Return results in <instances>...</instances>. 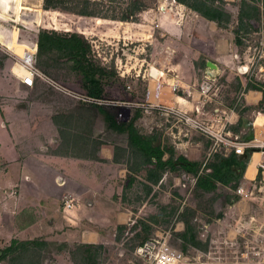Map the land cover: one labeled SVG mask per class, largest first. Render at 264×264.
I'll use <instances>...</instances> for the list:
<instances>
[{"label": "crops", "instance_id": "obj_1", "mask_svg": "<svg viewBox=\"0 0 264 264\" xmlns=\"http://www.w3.org/2000/svg\"><path fill=\"white\" fill-rule=\"evenodd\" d=\"M149 46L151 57L144 70L136 69L132 88L141 94L139 106L152 110H155L152 105L160 104L183 112H194L195 107L206 112L204 107L213 98L203 103L197 89L205 80L207 62L216 65V79L225 75L227 68L238 65L239 44L235 42L233 30L179 2L173 5L171 12L160 15L156 34ZM9 50L0 43L1 53L8 55ZM8 59L5 56L0 66V235L18 240L38 239L46 241L49 246L53 242L49 252L54 258L51 264H75L70 256L62 255L63 250L71 245H107L123 239L127 235L125 231L131 230V224L143 220L146 193L150 198L157 191H163L165 179L172 171L167 167L159 180L154 181L151 176L158 170L152 163L142 160L139 149L131 161L127 139L121 143L116 142L114 136L108 140L97 138L100 142L96 148L89 147V143L94 141L93 127L86 121L70 128L71 123L69 126L63 120L65 112L60 111L50 117L48 106L43 104L26 101L27 105H10L7 102L9 96L24 98L25 87L28 86L20 81V73L14 72L17 67ZM148 67L156 72L149 75ZM10 76L16 77L18 84L23 86L20 93L11 89ZM120 77L125 79L124 74ZM240 91L232 105L215 98L218 106L214 109L229 115L226 131L233 135L253 131L264 139V112L259 108L264 104V90L249 88L243 94ZM250 109H255L253 118L248 114ZM257 117H261L260 123H256ZM136 120L134 125L138 128ZM162 124L155 120L152 127L161 128ZM182 127L183 123L178 119H168L163 131L154 133L156 141L159 140L161 147L165 148L163 158L168 157L169 149H189L191 142L188 138L179 142L175 140L177 134L186 135ZM196 149L200 150L198 144ZM215 153H219L218 150ZM181 154L188 160H197L194 152ZM220 154L226 156L222 151ZM258 154L253 175L248 177L246 174L248 163L250 166L253 164L252 160H247L242 177L249 183L251 198L241 200L238 196L227 204L226 221L229 222L230 217L233 220L227 224L228 236L235 237L245 232L241 227L244 224L253 228L264 223V213L259 212V208L264 207V169L260 166L263 156ZM135 178L138 180L136 197L140 202L132 207L129 187ZM66 193L76 202L64 211L62 197ZM180 223L183 222L177 223V229L183 227V224L179 227ZM41 264L49 263L44 261Z\"/></svg>", "mask_w": 264, "mask_h": 264}, {"label": "rangeland", "instance_id": "obj_2", "mask_svg": "<svg viewBox=\"0 0 264 264\" xmlns=\"http://www.w3.org/2000/svg\"><path fill=\"white\" fill-rule=\"evenodd\" d=\"M246 1L252 5L251 0ZM159 2L160 0H101L97 7L102 8L103 13H107L110 18H100L77 16L62 11H43L42 0H12L11 4L8 5V10L0 8V43L19 51L22 45H26L21 42L27 43L37 40V34L41 27L55 29L64 34L78 33L90 46L88 59L92 63L103 67L106 71L104 74L97 76L102 86V94L100 99H93V101L99 103L101 107L116 113V116L121 113V117L117 116L119 121L126 123L131 118L137 119V131L140 130V132L145 133L139 132L142 135L153 136L154 133L156 135V131L157 133L163 131L164 123L168 119H178L175 113L167 112V109L152 110L147 106H139L141 94L139 91L134 92L132 88L135 85L136 69L142 68L144 70L147 65L146 62L151 57L149 42L156 34L157 23L160 15H162L157 9ZM16 5H18L17 8ZM240 5L241 0H225L224 10L229 14V20L224 21L221 25L233 30L234 38L236 35L240 36L241 45L238 49V65L227 68L225 75L217 77L215 82L220 85L218 94L213 97L210 104L208 102L205 105L204 109H206L207 114H201L199 117L208 118L214 112V107L218 106L214 102L215 98L222 100L225 104L232 105L242 89V83L247 81L251 66L254 71L251 81H248L246 85V89L252 88L250 85L252 83L258 89L264 90V61L261 63L263 66L259 64L253 66L244 59L246 55L243 52L248 45L253 46L257 43L258 33L264 21V13L260 1L255 0V5L261 8L259 15L254 13L249 18L244 17V24L240 26L238 33L235 35V29L239 25ZM129 12L131 14L130 19L121 20L122 14ZM113 16L117 19H111ZM12 33L18 35L19 40H11L9 34ZM20 55L12 50H9L8 55L0 52V66L5 56L14 65L19 62ZM35 65L42 76L36 77L34 86L25 87L27 91L24 98L20 95L9 96L7 102L10 105L23 106L27 105V102L29 104H43L48 106L47 114L50 117L57 112H65L63 113L65 115L63 120L69 126L71 123L70 128L78 126V123L84 124L86 121L87 125L91 124L93 127L94 141L89 143V147L96 148L97 142H100L97 138L108 140V137L114 136L116 142L121 143H125L126 139L128 140L127 132L110 129L103 120V114L97 108L89 106L93 103H89L91 101L87 100L85 81L79 71L74 68V62L67 55L53 52L40 58L36 57ZM15 70L16 68H14ZM153 71L156 72L154 69ZM121 74H124L125 79H121ZM225 77L227 78L225 79ZM9 85L14 92L17 91L18 93L21 92L23 87L18 84V80L14 76H10ZM128 85L130 86L129 89H127ZM120 89L123 90V93ZM239 107L241 108V106ZM259 108L261 112H264V104L259 105ZM154 111L158 114L153 113ZM249 111V116L253 118L255 109ZM159 113L164 115L160 114L162 115L160 116ZM155 120L163 123L162 129L152 127ZM183 126L182 129H184L186 135L183 137L177 134L175 140L179 142L182 138H188L191 144L187 151L182 148L173 151L174 155H182V152H194L196 153L194 155L196 161L201 166L205 161L212 160L215 153L211 150L213 140L202 134L198 129L184 124ZM197 144L200 146L199 151L196 149ZM128 145L131 161H133L139 150L135 146H131L129 142ZM115 150L118 151V148H115ZM220 151L222 149H218L219 153ZM189 157H193V155L190 156L189 154ZM141 158L146 163L147 159L143 155ZM180 174L181 170H173L165 179L163 191H157L150 198H148L149 193H146L143 198L145 203L142 214L143 220L131 224V230L128 228L125 231L127 235L123 239H117V241L107 245H71L62 251V255L70 256L75 264H128L132 258V250L138 244L153 235L156 230H165L171 227L172 230L168 237L169 244L179 249L188 259H205L206 256L221 254L229 260L227 264H252L250 262L251 252L247 253V256H241L240 254L241 251L246 249L248 251L258 249L264 252V248L261 250L260 247L264 242V223L254 225L253 228H251L252 225L244 224L241 226L245 229L244 236H240V233L235 237L228 236L227 224L233 220L230 217L228 218L229 222L226 221L227 204L238 198L234 189H228V187L221 184H218L215 190L207 192L195 190V188L192 190L183 189L179 179ZM135 180L129 187V191L132 192L129 196L132 207L137 206L140 202V198L136 197L138 195L136 192L138 180L137 178ZM243 180L242 178L240 182L243 183L244 187H248V181L244 182ZM183 210H185V213H182ZM259 212L263 214L264 207L261 206ZM183 218L189 219L193 227L194 236L190 241L179 235V232L184 229V223H180L179 227H182V224L183 227L177 229V223L183 222ZM144 219L150 221L151 224H147ZM247 227L250 228L247 229ZM12 240L25 241L10 239L9 235H4V237L0 235V249L9 246ZM52 245L53 242L49 246L46 241L43 245H30L24 249L21 258L14 261V263L27 264L34 259L41 263L46 261L51 264V260H54L49 254ZM63 246L66 247L67 245L64 244ZM88 256L90 257L88 258ZM12 258L13 254L9 252L0 259V264H12L13 261L10 262ZM33 262L31 261V263ZM40 262L37 264H40Z\"/></svg>", "mask_w": 264, "mask_h": 264}, {"label": "trees", "instance_id": "obj_3", "mask_svg": "<svg viewBox=\"0 0 264 264\" xmlns=\"http://www.w3.org/2000/svg\"><path fill=\"white\" fill-rule=\"evenodd\" d=\"M100 1L101 0H42V9L43 11H62L84 17L110 18L107 13H103L102 8L97 7ZM176 1L197 11L205 18L215 21L220 26L223 25L224 21L227 22L229 20V14L224 10L225 0ZM259 1L264 13V0ZM0 2V8L8 10V5L9 3L11 4L12 0L8 2L1 0ZM251 2L252 5H250L251 3L247 2L246 0H241L238 16L239 25L235 29V35L238 33L240 26L244 24V17L249 18L254 13L259 15L261 8L258 5H255V0H251ZM17 7L18 5H16V8ZM130 16V12L123 13L121 20H129ZM111 19L117 18L113 16ZM9 35L11 40H19L18 35L13 33ZM234 39L237 44L241 45L239 35H236ZM21 43L26 44L24 41ZM89 47L90 46L87 41L76 32L64 34L59 33L55 29H45L41 27L37 34L36 57L40 58L53 52H58L61 55H67L68 58L74 62V68L79 71L85 81L87 96L92 99H100L102 94V86L97 76L104 74L106 71L103 67L92 63L88 59L87 55ZM250 85L252 88H257V86L252 85V83H250ZM89 103H93L92 105H89L92 106L91 108H97L103 114V120L110 129L127 132L129 144L138 148L142 155L147 159L146 163H152L158 170L157 174H153L151 176V179L154 181L159 180L167 167L172 171L181 170L182 172L196 176L197 179L193 188H195V190L204 192L215 190L218 184L229 186L230 188L235 189L243 177L250 153L249 151H247V159L239 158V154L234 152H231L226 156L220 153H215L212 160L207 162L204 167H202L197 161L188 160L183 155H174L172 149H169L168 157L163 158L165 148L161 147L160 141H156L155 136L139 134L134 125L135 119L131 118L126 123L119 121L116 113L108 110L105 107H101L97 102L91 101ZM261 121V118L256 119L257 123H260ZM182 213H185V210H183ZM183 223L184 229L179 232V235L183 239L190 241L194 236L193 227L189 219L183 218ZM43 244L44 241H38V239L25 241L12 240V243L9 246L0 249V259L10 252L13 254V258L10 262L13 261L12 264H15L14 261H17L19 258H21L22 254H24L23 251H25V248L30 245ZM89 257L90 256H88V258ZM31 261L34 262L31 263ZM38 262L40 261L33 259L27 264H37Z\"/></svg>", "mask_w": 264, "mask_h": 264}, {"label": "built area", "instance_id": "obj_4", "mask_svg": "<svg viewBox=\"0 0 264 264\" xmlns=\"http://www.w3.org/2000/svg\"><path fill=\"white\" fill-rule=\"evenodd\" d=\"M176 0H160L158 4V11L160 14H166L171 12L173 5L176 6ZM180 17H183L180 14ZM259 39L257 43L253 46L248 45L246 49L243 50L245 53L244 59L251 65H260L264 61V21L259 30ZM23 53L19 57V62H17L21 68V72L18 75L20 81L28 87H32L35 83L36 77H41V72L37 69L36 63V44L33 42H27ZM244 60V61H245ZM153 68H149V75L152 74ZM254 68L249 70L247 81L242 83L241 94L246 89L248 81H251ZM155 73L154 75H158ZM216 75L211 76L205 74V80L198 86V92L200 94V101L207 103L208 100L212 99L218 94L220 85L216 84ZM88 97V96H87ZM89 101H93L92 98L88 97ZM140 105V103H139ZM154 109L160 110L162 108L167 109V112L175 113L176 117L180 122L188 127H192L201 131L207 137L213 140L212 148L214 152L218 149L221 150L223 154L227 155L231 152L236 154H241L243 152L249 151L248 160H250L255 152L262 154V162L260 166L264 169V139L260 138L253 131V136L246 140L245 137L250 133H243L242 135H233L232 133L225 130L227 123L230 121L229 115H225L222 110L213 109V113L210 114L208 119L199 117L201 114H207L203 110H199L195 107L194 112H183L179 110L172 109L171 107L163 106L160 104H155L151 106ZM121 117V113L117 114ZM224 116V117H223ZM210 155V154H209ZM207 163L205 161L202 167ZM244 174V173H243ZM181 186L184 189L192 190L197 177L190 175L188 173L182 172L179 176ZM236 194L241 200H249L251 198L250 191L248 187H244L242 182H239L237 187L234 189ZM76 199L69 194H64L62 197V206L64 211L72 208L75 205ZM172 228L169 227L165 230H156L153 235L145 239L143 242L138 244L132 250V258L129 260L128 264H227L229 260L226 256H206L205 259L191 260L184 256V254L177 248L173 247L168 242V237L171 233ZM244 236L243 233L239 234ZM261 250L264 248V242L261 244ZM251 252L252 264H264V252L260 250L247 249L241 251V256H247V253ZM242 264V263H240ZM247 264V263H244Z\"/></svg>", "mask_w": 264, "mask_h": 264}, {"label": "bare ground", "instance_id": "obj_5", "mask_svg": "<svg viewBox=\"0 0 264 264\" xmlns=\"http://www.w3.org/2000/svg\"><path fill=\"white\" fill-rule=\"evenodd\" d=\"M26 45H27V44H26ZM26 45H22L19 51L13 50V49L8 48V47H7V48L10 49V50H12V51H14V52H16V53H18V54H22V53H23V50H24V48H25ZM14 65L17 67L16 70H15L14 72L20 73L21 68H20L19 64L16 63V64H14ZM214 71L216 72V70H214ZM258 118H261V117H258ZM256 123H257V122H256ZM258 153H259V152H255V153L253 154L252 158L248 161V162H250V161L252 160V163H253L251 166H250L249 163H248V168H247V170H246V174L249 175L248 177H251V176L253 175V172H254V166H255V159L258 157V155H259ZM246 174H245V175H246ZM246 177H247V176H246Z\"/></svg>", "mask_w": 264, "mask_h": 264}, {"label": "water", "instance_id": "obj_6", "mask_svg": "<svg viewBox=\"0 0 264 264\" xmlns=\"http://www.w3.org/2000/svg\"><path fill=\"white\" fill-rule=\"evenodd\" d=\"M207 74L211 75V76H215L216 72L214 71L216 69V65L213 62H207ZM253 136V132L251 131L246 137L245 139L248 140ZM239 158H244L247 159V152H243L241 154H239Z\"/></svg>", "mask_w": 264, "mask_h": 264}]
</instances>
